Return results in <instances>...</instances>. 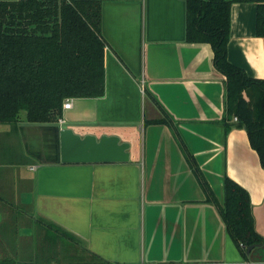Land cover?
<instances>
[{
	"label": "crops",
	"instance_id": "obj_1",
	"mask_svg": "<svg viewBox=\"0 0 264 264\" xmlns=\"http://www.w3.org/2000/svg\"><path fill=\"white\" fill-rule=\"evenodd\" d=\"M92 1L104 94L73 98L57 121L21 111L0 122V261L264 264V248L244 255L220 212L228 175L249 191L264 235V167L246 128L225 129L226 77L210 43L187 40L186 1ZM256 14L255 1L231 3L228 59L263 79ZM64 127L118 135L129 160L62 162Z\"/></svg>",
	"mask_w": 264,
	"mask_h": 264
},
{
	"label": "trees",
	"instance_id": "obj_2",
	"mask_svg": "<svg viewBox=\"0 0 264 264\" xmlns=\"http://www.w3.org/2000/svg\"><path fill=\"white\" fill-rule=\"evenodd\" d=\"M185 1L187 40L210 43L214 65L226 77L225 129L246 128L264 167V78L232 63L227 49L230 5L248 0ZM252 1L257 2L256 32L264 36V0ZM104 53L98 1L0 0V122L18 121L21 111L30 122L57 121L67 98L102 96ZM208 191V199L216 201ZM220 212L244 255L250 257L249 245H264L249 191L228 175ZM5 263L10 261H0Z\"/></svg>",
	"mask_w": 264,
	"mask_h": 264
},
{
	"label": "water",
	"instance_id": "obj_3",
	"mask_svg": "<svg viewBox=\"0 0 264 264\" xmlns=\"http://www.w3.org/2000/svg\"><path fill=\"white\" fill-rule=\"evenodd\" d=\"M60 133L62 162H114L129 160V142L122 141L116 134H103L100 137L93 133L81 135L75 132L72 127L62 128ZM263 248V243H253L247 247L246 252L250 255L255 250Z\"/></svg>",
	"mask_w": 264,
	"mask_h": 264
},
{
	"label": "built area",
	"instance_id": "obj_4",
	"mask_svg": "<svg viewBox=\"0 0 264 264\" xmlns=\"http://www.w3.org/2000/svg\"><path fill=\"white\" fill-rule=\"evenodd\" d=\"M73 103V98H67L64 103H63V107L64 108H70L72 106ZM234 120H237L238 118L236 116H234L233 118Z\"/></svg>",
	"mask_w": 264,
	"mask_h": 264
},
{
	"label": "rangeland",
	"instance_id": "obj_5",
	"mask_svg": "<svg viewBox=\"0 0 264 264\" xmlns=\"http://www.w3.org/2000/svg\"><path fill=\"white\" fill-rule=\"evenodd\" d=\"M25 112L22 111L21 115H24Z\"/></svg>",
	"mask_w": 264,
	"mask_h": 264
}]
</instances>
